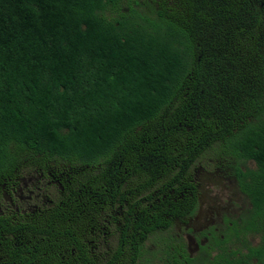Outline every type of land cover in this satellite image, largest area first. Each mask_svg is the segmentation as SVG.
<instances>
[{"label": "trees", "instance_id": "obj_1", "mask_svg": "<svg viewBox=\"0 0 264 264\" xmlns=\"http://www.w3.org/2000/svg\"><path fill=\"white\" fill-rule=\"evenodd\" d=\"M120 2L0 0V195L35 170L71 179L54 209L0 214V264H93L78 236L99 217L117 228L107 264H132L194 214L192 167L215 145L249 208L232 240L209 241L214 264L258 258L252 232L264 258V0H160L154 18L109 20Z\"/></svg>", "mask_w": 264, "mask_h": 264}, {"label": "flooded vegetation", "instance_id": "obj_2", "mask_svg": "<svg viewBox=\"0 0 264 264\" xmlns=\"http://www.w3.org/2000/svg\"><path fill=\"white\" fill-rule=\"evenodd\" d=\"M71 181L68 176L58 172H43L35 170L31 173H23L21 176L13 180L9 187L3 189L0 195V214H16L18 216H28L41 212L45 209H54L56 206L62 205L59 195L56 192L58 188L61 194L64 192L63 183ZM197 207L194 214L183 222L175 223L170 229L177 228L182 231L181 236L186 240V245L181 237L179 242H174L177 248H171L169 251L160 250H143L141 256L135 257V251H128V262L132 264H200L205 262L204 259L209 255L214 257L220 254L209 241L215 237L223 239V234H228L230 240L233 239L235 229L232 228V222L238 220L240 216L249 208L247 199L239 192L235 186L234 195L237 196V209L232 210V203L228 197L219 196L217 200L211 202L205 209L206 223L203 228L193 229L192 221L199 210L200 201V185L193 179ZM235 182V181H234ZM236 185V184H235ZM4 188V186L2 187ZM51 189V192L49 191ZM55 194V195H54ZM58 195V196H57ZM95 228H92L89 234L79 235V248L86 251L89 259L93 264H107L114 259L115 249L118 244L117 228L107 221L102 224V218ZM112 221V219H110ZM183 229V230H182ZM247 235V243L256 247L258 244L251 243V237ZM147 241V240H146ZM146 243V242H145ZM145 245V244H144ZM182 247H181V246ZM217 253V254H216ZM243 253L247 254L245 250ZM71 256L72 260L79 257L74 249L65 252ZM225 255H230V244L226 245ZM131 257V258H130ZM256 262V261H254Z\"/></svg>", "mask_w": 264, "mask_h": 264}, {"label": "rangeland", "instance_id": "obj_3", "mask_svg": "<svg viewBox=\"0 0 264 264\" xmlns=\"http://www.w3.org/2000/svg\"><path fill=\"white\" fill-rule=\"evenodd\" d=\"M159 1L160 0H121L117 9H111L106 12L105 15L109 20L116 19L121 14L128 15L131 12L130 9H133L142 16L146 15L148 17L154 18L157 9V3ZM219 151L220 149L217 145L213 146L211 149L206 151L192 167V177L201 188L200 201L198 205L199 210L196 213L191 225L193 229L204 227L206 223L205 209L208 205H210L211 202H215L219 196L224 195L225 197L229 198L232 203V210H235L238 207L236 204L238 198L234 195L236 183L234 182V179L231 175V167L235 166V161L223 155L218 156ZM246 166L250 169L254 167L252 163H248ZM49 191L51 192V189ZM181 232L182 231H179L177 228H174L168 231L153 233L148 237L144 245V249H157L160 251H169L171 248L175 249L177 247L174 245V242H179V237L183 239L186 245V240L183 238V236H181ZM250 235H253L251 237V243L258 244L256 247L250 245V247L256 249V252L258 253V258L251 259L250 264H264L262 261L264 258L260 256L261 238L259 235L253 232L250 233ZM231 250L235 252L237 249H231L230 246V255ZM230 255H226L228 259ZM215 257L216 255L214 257L209 255L204 259L205 262H200V264H214Z\"/></svg>", "mask_w": 264, "mask_h": 264}]
</instances>
